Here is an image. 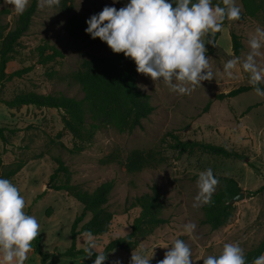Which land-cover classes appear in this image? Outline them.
<instances>
[{"label": "rangeland", "instance_id": "rangeland-1", "mask_svg": "<svg viewBox=\"0 0 264 264\" xmlns=\"http://www.w3.org/2000/svg\"><path fill=\"white\" fill-rule=\"evenodd\" d=\"M256 1L261 3V8L249 15L244 12L240 0H236L241 7L240 19L226 20L215 46L205 45L214 79L202 81L190 94L177 95L162 82H154L136 72V86L149 94L154 109L142 119L140 127L131 131L121 132L105 125L93 130L88 141L80 140L67 129L65 119L68 115L62 109L0 102V128L7 138L6 144L0 140V158L4 164L26 161L10 181L24 196L25 211L35 216L40 224L41 245L52 253L44 264H79L86 259L84 255L67 257L59 254L71 242L70 225L74 216L81 212L82 205L65 191L46 186L48 175L55 167L53 156L60 157L67 165L71 182L83 188L91 190L104 180L114 181L108 200V207L114 214L108 230L93 235L99 245L98 251L109 239L129 230L132 218L138 213V207L126 209L133 196L148 191L152 183L159 186L165 221L140 239L129 252L117 248L108 252L106 259L112 264L116 260L120 264H129L132 250L139 248L144 249L146 256H151L153 250L151 260L162 257L167 251L163 248L165 244L176 238L190 246L193 264H203L202 259H196L217 254L226 242L239 243L245 252L264 237V97H258L253 90L232 97L215 96L241 84H249L247 74L242 73L239 66L232 78L223 75L222 66L233 56L243 58L249 50L248 37L258 25L264 27V3ZM126 2L80 0L79 3V0H70V10H64L60 5L37 7L6 65L7 72L25 66L30 69L21 77L4 82L0 97L9 99L28 91L81 97L83 93L70 78V73L91 53L109 55L113 52L104 42L85 44L70 37L65 28L66 18L69 14L89 17L106 5L119 9ZM16 16L12 6L0 0L2 33L13 26ZM231 31L242 45L238 54L232 50ZM45 43L58 48L62 56L36 63L34 48ZM261 51L264 52V48ZM258 62L264 66V56L259 57ZM249 105L251 107L246 110ZM168 133L179 139L221 144L246 154L248 160L201 150L178 152L164 148L162 137L169 138ZM148 148L159 149L163 161L137 172H127L120 167L129 151ZM34 155L41 156L32 158ZM206 168H211L213 174L233 177L244 193L243 198L233 200L234 209L229 220L216 229L202 222V206H192L198 173ZM88 217L86 214L83 220ZM188 222L196 224L192 233L183 231L182 226ZM82 234L76 237V247H82ZM27 255L24 264H41L40 255L32 248Z\"/></svg>", "mask_w": 264, "mask_h": 264}, {"label": "trees", "instance_id": "trees-1", "mask_svg": "<svg viewBox=\"0 0 264 264\" xmlns=\"http://www.w3.org/2000/svg\"><path fill=\"white\" fill-rule=\"evenodd\" d=\"M70 0H61L60 7L70 10ZM264 3V0H262ZM217 0H213L216 3ZM246 14L253 15L260 8L261 3L256 0H240ZM37 8V0H29V5L23 14L17 15L13 26L5 33L0 31V91L4 82L21 77L30 69L25 66L12 71H6L8 61L13 57L16 45L20 37L28 29L31 17ZM98 13V12H97ZM95 14V13H94ZM83 17L77 14H69L66 18L65 28L70 37L83 41L85 44L102 42L99 38L92 39L84 32L87 26ZM225 23V22H224ZM219 32L212 37L216 40ZM232 50L238 54L242 45L238 36L231 31ZM210 47H212L210 45ZM36 63H46L56 57H61L62 52L54 45L39 44L34 48ZM70 78L76 83L83 95L79 98L62 93H37L28 91L19 93L9 99L0 97V102L7 105L36 104L51 106L62 109L68 115L65 119L67 129L78 139L88 141L93 130L101 126L111 125L118 131H131L141 126L143 118H146L154 109L149 101V94L138 89L136 86L135 64L123 53H112L109 55L89 54L82 58L79 67L70 73ZM253 90L250 84H241L225 93H219L216 98L232 97L241 92ZM207 102L206 105L209 104ZM257 104V103H256ZM251 107L249 105L246 110ZM87 126L86 129H81ZM169 138L162 137L164 148L174 149L178 152H190L201 150L211 154L221 155L247 161V155L234 149H228L221 144H215L203 140L179 139L173 133H168ZM0 140L6 144L7 138L0 128ZM34 155L32 158L40 157ZM55 167L48 175V185L54 190H63L82 205V210L75 215L70 225V244L61 250V256L76 257L85 255L82 247H76L77 235L90 231L93 235H100L108 230L110 221L114 214L108 207V200L114 186L112 179H107L97 184L91 190L72 183L70 170L63 160L58 156L51 157ZM164 157L157 148L133 149L128 152L120 167L127 172H137L146 167H152L163 161ZM26 163L25 160L4 164L0 158V177L10 178L15 175ZM219 180L216 191L212 196V203L203 205L202 222L207 223L210 228L216 229L225 224L231 217L234 209L233 196L239 193L240 186L237 181L227 175L214 174ZM264 186V185H262ZM259 191V189L257 190ZM256 191V192H257ZM40 196V195H39ZM138 207V213L132 218L129 230L123 235L109 239L103 244L100 251L105 255L112 249L129 252L140 239L150 234L154 228L165 221L162 215L163 201L160 188L156 183L149 186L148 191L133 196L126 209ZM89 214L86 220L84 216ZM78 223H80L77 228ZM32 249L40 255V263L44 264L52 254L40 243V237L32 241ZM264 251V237L252 248L244 252L246 264H251L254 257ZM92 257L86 258L79 264H92ZM162 257L150 260V264H157ZM103 264H112L107 259Z\"/></svg>", "mask_w": 264, "mask_h": 264}, {"label": "clouds", "instance_id": "clouds-1", "mask_svg": "<svg viewBox=\"0 0 264 264\" xmlns=\"http://www.w3.org/2000/svg\"><path fill=\"white\" fill-rule=\"evenodd\" d=\"M61 0H37L38 8L58 6ZM116 0H113L115 4ZM17 14H23L29 0H3ZM80 3V0H79ZM241 7L236 0H127L117 9L104 6L86 20L84 32L99 38L113 53H123L135 64L137 73L162 82L177 95L190 94L202 81L214 79L206 56L205 45L215 46L212 37L221 31L224 22L239 20ZM248 52L241 58L233 56L222 66L223 75L232 78L239 66L258 97H264V66L258 58L264 56V27L257 26L247 40ZM219 180L211 168L198 173L193 207L212 203ZM25 198L9 179L0 177V264H24L28 252L40 233L35 216L25 211ZM185 233L196 229L194 222L185 223ZM84 257L95 253L92 264H103L104 251L90 231L81 237ZM163 248V259L157 264H193L192 250L182 239L170 240ZM153 257L144 249L132 250L129 264H150ZM203 264H246L243 249L237 242H226L217 254L201 256ZM113 264H120L119 260ZM251 264H264V253Z\"/></svg>", "mask_w": 264, "mask_h": 264}, {"label": "water", "instance_id": "water-1", "mask_svg": "<svg viewBox=\"0 0 264 264\" xmlns=\"http://www.w3.org/2000/svg\"><path fill=\"white\" fill-rule=\"evenodd\" d=\"M46 186H48V183H46ZM244 196V193L242 191H240L239 193H237L236 195L233 196L232 200H238V199H241L243 198Z\"/></svg>", "mask_w": 264, "mask_h": 264}]
</instances>
